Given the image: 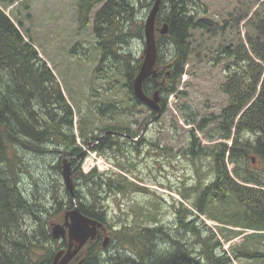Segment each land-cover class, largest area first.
I'll return each instance as SVG.
<instances>
[{
	"label": "trees",
	"instance_id": "16d2710c",
	"mask_svg": "<svg viewBox=\"0 0 264 264\" xmlns=\"http://www.w3.org/2000/svg\"><path fill=\"white\" fill-rule=\"evenodd\" d=\"M15 1L0 0V264H49L54 253L66 245V240L52 237L50 220L63 222L65 211L72 207L70 192L65 188L61 195L51 193L50 202L53 203L46 207L35 193L30 195L32 193H25L20 187L21 176L31 174L28 155L43 156L48 152L57 153L60 157L68 156L71 164L76 166L72 178L75 184L81 181V189L74 190L81 212L99 221L106 219L115 246L126 245L133 252L132 255L114 254L103 262L101 240L95 238L86 242L78 252L76 264H227V260L222 258L226 253L221 249L223 241L198 219V215L216 220L209 216V212L215 211L216 204L228 195L233 196L234 192L246 195L248 199L241 210L228 212L223 207V217L237 223H222L255 230L245 237L250 234L264 237V36L249 38L251 54L244 44L237 50H232L231 44L220 47L224 56L231 60L225 65L226 80L221 85L230 103L222 109L216 130L222 139H231L230 145L220 140L209 151L200 145L195 129H190L185 153L192 161L210 154L214 169L213 180L200 188L192 205L199 214L195 215L183 203L176 208L178 226L195 238L198 251L192 253L191 247L183 246L162 226L116 225L118 222L112 223L107 219L100 191H134L141 187L120 173L114 176L96 168L87 173L81 171L79 153L82 149L77 139L87 144L90 138H96L93 134L96 129L90 127L91 119L80 116L75 133L73 106L67 101L52 68L39 55L29 29L25 30L26 34L21 31L23 21L16 18V23L4 9ZM99 3L102 5L96 10L93 23L94 45L100 52L98 66L100 69L106 63L109 73L116 74V81H112L110 88L106 84L104 92L108 88L122 89L123 96L119 92L117 96L114 91V98L120 99L92 104L96 108H91V111H95L102 122L99 130L105 133L92 149L99 153L114 149V152L124 154L130 130L121 122H126L129 114H136V107L141 105L133 94L132 82L142 59L122 48L130 38L144 41L143 24L135 19L136 7H148L151 0H77L78 30L87 27L91 11ZM193 4L199 5L198 0H161L159 5L155 23L157 73L144 80L143 89L147 95L159 91L160 112L167 96L176 91L177 80L184 72L192 50L190 31L200 29L215 33L223 28L212 19L197 17L198 10ZM22 5L28 7L24 2ZM16 14L18 16L19 11ZM163 23H166L167 31L162 34L159 30ZM258 26L264 27L263 19ZM118 76L123 77L122 83ZM149 112V116L154 114L150 108ZM104 117L108 118L107 123H104ZM194 121L193 117L185 118L186 123ZM205 124L206 119L200 120L197 128L203 130ZM120 133L124 135L120 136ZM214 137L216 133L208 138ZM228 163L233 164L232 171L236 177L257 187L230 185L233 180L228 174ZM249 163H257L255 170L248 167ZM119 166L124 171V166ZM60 167L58 162L56 168ZM182 196L186 198L183 193ZM156 203L151 197L148 212L151 215L147 214L155 223L157 219L156 214L152 215V206L156 208ZM189 215L194 217L188 219ZM196 221L203 226H197ZM227 231L230 232V236H224L227 241L241 233L232 229ZM156 241L168 242L172 249L160 251L156 249ZM235 251L236 256L242 255L237 248ZM226 258L229 259L227 255Z\"/></svg>",
	"mask_w": 264,
	"mask_h": 264
},
{
	"label": "rangeland",
	"instance_id": "374dc122",
	"mask_svg": "<svg viewBox=\"0 0 264 264\" xmlns=\"http://www.w3.org/2000/svg\"><path fill=\"white\" fill-rule=\"evenodd\" d=\"M76 1L17 0L4 9L14 21L16 18L23 21L21 31L26 34L25 30L29 29L39 55L52 68L67 101L73 106L75 133L78 130L77 124L80 116L91 119L90 127L96 129L93 133L96 134V138H90L87 144L77 139L82 149L79 153L81 171L87 173L95 167L98 171H108L114 176L120 173L128 181L141 187L134 191L130 189L120 192L111 190L107 193L100 191L99 193L104 198L102 204L105 207L107 219H110L112 223L118 222L115 223L116 225L126 223L127 225L162 226L183 246L191 247L192 253H195L198 251V248H195V238L190 232L185 233L178 226L176 208L179 203H183L195 215L199 214L192 205L200 188L213 180L214 169L210 154L192 161L185 153L190 141V129H195L200 145L206 146L209 151L215 142L224 140L219 137L220 132L216 130V127L221 121L222 109L230 103V98L222 90L221 85L226 80L225 65L231 60L224 56L220 47L231 44V49L237 50L240 45L244 44L249 53H252L248 44L249 38L256 39L264 36V27L258 26L260 19L264 20V0H198L199 5L193 4L194 9L198 10L197 17L212 19L218 25H223V28L218 29L215 33L200 29L190 31L191 53L184 65V72L177 80L176 91L167 96L160 115L143 126L147 118L152 116H149L150 112H147L145 106L140 105L136 107L138 111L136 114H129L127 121L121 122L130 130L127 134L129 140L126 143L124 154L119 151L114 152V149L111 150L112 152L107 150L102 153L92 149L93 146L100 143L102 136L105 135L99 130L102 125L99 115L95 114V111H91V108H96L92 104L99 105L105 100L116 101L120 98H114V91L117 96V92L123 96V91L122 89H117V91L109 89L111 83L116 81V74L109 73L108 66H105L106 63L100 69L98 66L100 52L94 45L93 23L95 12L102 3L97 4L91 11L87 27L78 30ZM22 2L26 3L28 7L25 8ZM153 2L154 0H151L148 7L139 5L136 7L135 19L138 22L144 23ZM17 11H19L18 16ZM25 37L28 39L27 36ZM78 41L79 43H77ZM123 47L122 49H129L142 59L144 49L142 39L130 38ZM72 48H74L73 51ZM122 78V76L117 77L121 83L123 82ZM106 84L109 88L104 92ZM100 92H103L104 95ZM106 114L109 115V113ZM146 116L148 117L146 118ZM191 117L195 118V121L186 123L185 118ZM203 119H206V126L203 130H199L198 124ZM103 120L106 121L104 123L108 122L107 117H104ZM213 133H216V137L208 138ZM224 141L230 145L231 139ZM63 156L60 157L57 153L49 152L43 156L28 155L31 174L21 176L22 191L28 194L32 193L30 195L35 193L37 198H41L44 206L50 207V204L53 203L50 202L52 201L51 193L61 195L65 189L61 167L56 168L58 162L62 163ZM86 159L90 163L84 165ZM93 162H95L94 165L88 168L87 165ZM120 164L124 166V171L121 170ZM256 164L249 163L248 167L255 170ZM232 167V163L227 164L228 174L235 184L231 183L230 185L241 186V188L257 187L253 183L244 182L236 177ZM73 184L74 190L81 189V181H77L76 184L73 181ZM182 193L186 198L182 196ZM151 197L157 201V207L152 206V210L154 209L152 215L156 214V223L151 221L148 216L151 215V213L148 214L149 208L151 209L149 204ZM247 199L246 195L234 192L233 196L228 195L225 200L216 204L215 211L209 212V216L216 220L209 219L205 215H198V219L209 226L216 233V237L223 241L221 249H225L226 253L222 258L227 260L225 261L227 264H264V237L260 238L257 234L245 237V234L255 230L222 223H237V221L223 217L221 212L223 207L228 212L241 210ZM143 213L146 216H143ZM193 217L194 215H189L188 219ZM53 221L50 220L51 226L55 223ZM116 225L115 228L118 227ZM196 225L203 226L201 222L197 221ZM227 229L241 233L235 236L231 235L232 238L227 241L224 240L225 235L230 236ZM106 245L107 248H104L101 254L103 262L114 254H133L126 245L117 248L113 239ZM156 246V249L160 251L172 249V245L168 242L156 241ZM234 248H237L242 255L236 256L237 252ZM226 255L229 259L226 258Z\"/></svg>",
	"mask_w": 264,
	"mask_h": 264
},
{
	"label": "water",
	"instance_id": "95a60500",
	"mask_svg": "<svg viewBox=\"0 0 264 264\" xmlns=\"http://www.w3.org/2000/svg\"><path fill=\"white\" fill-rule=\"evenodd\" d=\"M160 0H154L148 15L143 23L144 49L143 57L137 74L133 78L132 88L134 96L141 102L145 103L154 114L145 123L153 121L160 115V94L155 90L151 95H147L143 89V82L149 76H155L157 69L156 63V39H155V23L159 10ZM162 34L166 33L167 25L163 23L159 30ZM109 132V131H108ZM254 161V158H252ZM61 175L65 188L72 196V207L65 211L62 223H54L51 226V234L54 239H66L67 246L59 248L49 264H68L70 260L76 256L80 249L88 240L96 237L98 227L102 222L81 212L74 193V184L72 179L73 170L76 166H72L68 156H64L61 160Z\"/></svg>",
	"mask_w": 264,
	"mask_h": 264
},
{
	"label": "flooded vegetation",
	"instance_id": "af4514ba",
	"mask_svg": "<svg viewBox=\"0 0 264 264\" xmlns=\"http://www.w3.org/2000/svg\"><path fill=\"white\" fill-rule=\"evenodd\" d=\"M141 105L142 106H145L146 107V109H147V112H149V107L145 104V103H143V102H141ZM148 116H146V118H147ZM145 118V117H144ZM150 119V117H148L147 118V120H146V122L148 121ZM146 122H144L143 123V126L145 125V123ZM102 133H104V132H102ZM120 136H123L124 134L123 133H120L119 134ZM99 138V137H98ZM102 222V225L100 226V227H98V232H97V235H96V237L95 238H98V239H100L101 240V246H102V248L104 249V248H107V242L109 243V242H111V240H112V238H111V235H110V229L108 228V226H107V221H106V219H104L103 221H101ZM114 229V228H113ZM94 238V239H95ZM64 240H66V239H64ZM89 241V240H88ZM87 241V242H88ZM67 240H66V245L64 246V247H66L67 246ZM76 256L75 257H73L71 260H70V262L68 263V264H76L75 262H76ZM78 263H81V260L78 262Z\"/></svg>",
	"mask_w": 264,
	"mask_h": 264
},
{
	"label": "built area",
	"instance_id": "2783aa9c",
	"mask_svg": "<svg viewBox=\"0 0 264 264\" xmlns=\"http://www.w3.org/2000/svg\"><path fill=\"white\" fill-rule=\"evenodd\" d=\"M87 162V159H86ZM86 162L84 163V165H86ZM95 162H93L91 165H87L88 168L92 167L94 165Z\"/></svg>",
	"mask_w": 264,
	"mask_h": 264
},
{
	"label": "bare ground",
	"instance_id": "6f19581e",
	"mask_svg": "<svg viewBox=\"0 0 264 264\" xmlns=\"http://www.w3.org/2000/svg\"><path fill=\"white\" fill-rule=\"evenodd\" d=\"M88 161H89V160H87V162H86L87 164H89V163H90V162H88ZM90 165H91V164H90Z\"/></svg>",
	"mask_w": 264,
	"mask_h": 264
}]
</instances>
